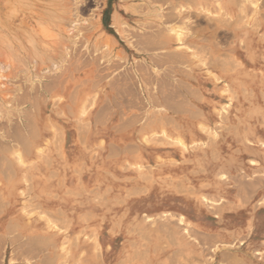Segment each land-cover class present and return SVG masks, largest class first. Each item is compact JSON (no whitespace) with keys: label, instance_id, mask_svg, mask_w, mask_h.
Listing matches in <instances>:
<instances>
[{"label":"rangeland","instance_id":"obj_1","mask_svg":"<svg viewBox=\"0 0 264 264\" xmlns=\"http://www.w3.org/2000/svg\"><path fill=\"white\" fill-rule=\"evenodd\" d=\"M116 1L0 0L3 155L26 166L22 151L41 140L28 133H42L51 103L76 116L90 141L100 92L128 91V56L144 49L126 38L148 25L126 24L118 8L113 15ZM120 1L148 23L169 11L202 12L216 23L218 46L207 60L223 71L207 75L225 104L215 105L218 120L204 136H171L168 106L157 104L144 114L142 149L106 153V140L94 138L102 151L85 154L82 184L48 220L58 264H264V0L170 10Z\"/></svg>","mask_w":264,"mask_h":264},{"label":"crops","instance_id":"obj_2","mask_svg":"<svg viewBox=\"0 0 264 264\" xmlns=\"http://www.w3.org/2000/svg\"><path fill=\"white\" fill-rule=\"evenodd\" d=\"M119 1L113 4V15L117 17L118 8L126 24L140 28L148 25L138 37L129 33L126 38L136 39L138 44L134 46L144 52L128 56L130 64L124 73V81L130 85L128 91L100 92L102 100L90 122L91 140H84L82 124L76 116L61 114L62 109L51 103L41 117L42 133H28V137L41 140L31 150L22 151L26 166L0 150V264H58L54 248L59 239L54 238L48 220L52 214H62L64 195L82 184L83 169L89 163H84L85 154L102 151L99 139L94 138L106 140V153L142 149L148 105L168 106L170 116L165 120L171 126V136H204L201 131L218 120L214 107L225 104V98L220 95L221 85L207 75L223 71L220 64L207 60L215 41L210 30L216 23L212 24L202 12L175 16L171 11L148 23L143 12H126L125 4ZM153 2L158 10L200 9L210 0ZM219 31L220 28L215 33ZM116 103L123 105L126 113L116 110ZM129 110L132 113L128 115ZM152 152L164 158L169 150Z\"/></svg>","mask_w":264,"mask_h":264},{"label":"bare ground","instance_id":"obj_3","mask_svg":"<svg viewBox=\"0 0 264 264\" xmlns=\"http://www.w3.org/2000/svg\"><path fill=\"white\" fill-rule=\"evenodd\" d=\"M40 9H41V8H40ZM30 40H31V39H30ZM31 42H32V41H31ZM23 48H24V47H23ZM7 60H8V59H7ZM226 254H227V253H226ZM226 254H225V255H226Z\"/></svg>","mask_w":264,"mask_h":264}]
</instances>
